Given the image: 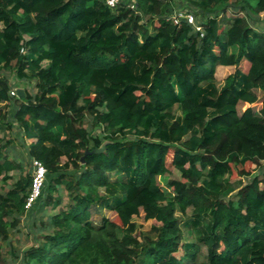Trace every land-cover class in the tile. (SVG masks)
Returning a JSON list of instances; mask_svg holds the SVG:
<instances>
[{"label":"trees","instance_id":"obj_1","mask_svg":"<svg viewBox=\"0 0 264 264\" xmlns=\"http://www.w3.org/2000/svg\"><path fill=\"white\" fill-rule=\"evenodd\" d=\"M173 1L0 0V130L46 171L29 211L31 174L0 192V264L33 211L20 264H264V173L245 170L264 162V0H179L199 31L173 24ZM255 91L260 111L238 113ZM21 168L0 145V182ZM234 170L249 181L225 198ZM93 204L112 218L94 223ZM139 216L156 225L139 232Z\"/></svg>","mask_w":264,"mask_h":264},{"label":"rangeland","instance_id":"obj_2","mask_svg":"<svg viewBox=\"0 0 264 264\" xmlns=\"http://www.w3.org/2000/svg\"><path fill=\"white\" fill-rule=\"evenodd\" d=\"M173 5L175 10L174 11H188L189 13H193V11L184 8H180V1L175 0L173 1ZM260 19H262V16H260ZM227 27V26H225ZM259 29L262 27L264 28V21L262 20L259 23ZM218 81L222 82L223 79L229 75L230 73L233 72L232 68H219L218 70ZM12 89H17V88H25L26 84L21 83L17 81L15 78V75L13 72H8L6 74ZM33 86V84H31ZM27 89L31 92H34V88L28 86ZM257 95V101L254 104L247 105L244 103H240L237 106V111L238 113H242L246 108H251L255 113H258L261 109V103L263 100V94L261 91H255ZM10 114H13V111H9ZM4 124V122H2ZM86 127L89 126V119L86 120ZM0 130V145L4 149V151L9 155V158L15 159L17 162H19L22 165L21 170L15 171V172H10L8 173V176L11 177L10 180L6 183L0 182V192L4 193L7 192L9 188L12 187L14 182L20 178L21 176H27L31 174V169H30V163L29 159L27 156V153L25 151V145L21 141V137L19 134V131L17 130L16 126L13 125L12 130L5 129L4 126H2ZM92 133L98 134L99 130H93ZM245 170L250 173V175L253 176H261L264 173V162L260 164L259 167H255L254 165L251 164H246L245 165ZM112 177V176H111ZM115 177V176H114ZM113 177V178H114ZM179 174L177 171L172 170L170 175H167L165 179H178ZM231 185L228 186V189L224 192L223 196L225 198L232 196L241 186L245 185L249 180L247 178H240L237 176V171L234 170L232 176L229 178ZM162 185H164L162 179H158ZM263 188V186H261ZM62 199V203L60 207H58L55 211H52L50 208L47 210V214L51 215L53 213L59 212L62 209H66L67 206L70 204L69 198H67V194L65 192H61L59 195H55V197H58ZM91 220L98 224L100 220L104 217L112 218V214L109 213L107 210L102 209L100 206L93 204L91 209ZM191 210L188 211V216H190ZM187 216V217H188ZM33 218H23L21 221V226H20V231H10L9 232V245L6 242L1 243V248H2V257H3V262L4 264H20V258L23 254L24 251L29 249L31 246L37 245V240H34L33 234L31 233L32 230V221L35 219H39L40 213L38 211H35V213L32 215ZM187 219V218H186ZM186 219L182 220L181 222V227L183 231V236H184V241H190V232L187 227H185ZM132 221L136 224L137 230L141 233H147L150 231V228L152 225H156L152 221H143L141 216L139 217H134ZM38 225V223H37ZM15 256H18L16 259Z\"/></svg>","mask_w":264,"mask_h":264},{"label":"built area","instance_id":"obj_3","mask_svg":"<svg viewBox=\"0 0 264 264\" xmlns=\"http://www.w3.org/2000/svg\"><path fill=\"white\" fill-rule=\"evenodd\" d=\"M164 1H171V0H164ZM103 2L108 8L114 9L119 5L120 0H103ZM170 19L173 22V24H178L180 20H184L189 25L195 27L197 31H199L200 29L194 16L189 12L174 11L170 16ZM10 96L17 97L16 89L11 90ZM30 166H31V183H30L28 195L24 203L25 211L31 210L34 204L36 203V201H38V199L41 198L42 189L45 183V176H46L45 168L40 161L33 159L31 160Z\"/></svg>","mask_w":264,"mask_h":264},{"label":"water","instance_id":"obj_4","mask_svg":"<svg viewBox=\"0 0 264 264\" xmlns=\"http://www.w3.org/2000/svg\"><path fill=\"white\" fill-rule=\"evenodd\" d=\"M17 98L24 96V90L21 88L16 89ZM107 143H103L99 148L93 150H85L84 155L80 159V163L83 164L84 157L87 155L101 154L104 152Z\"/></svg>","mask_w":264,"mask_h":264},{"label":"crops","instance_id":"obj_5","mask_svg":"<svg viewBox=\"0 0 264 264\" xmlns=\"http://www.w3.org/2000/svg\"><path fill=\"white\" fill-rule=\"evenodd\" d=\"M219 68H221V67H219ZM219 68H218V69H219ZM34 213H35V211H33V213H32L30 216H27V218H29V219H30V218H33L32 215H33ZM24 218H26V217H24Z\"/></svg>","mask_w":264,"mask_h":264}]
</instances>
